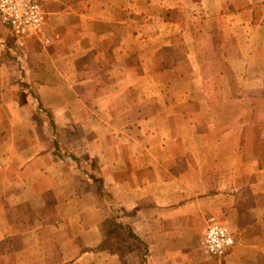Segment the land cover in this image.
<instances>
[{"label":"crops","instance_id":"0c3cea01","mask_svg":"<svg viewBox=\"0 0 264 264\" xmlns=\"http://www.w3.org/2000/svg\"><path fill=\"white\" fill-rule=\"evenodd\" d=\"M40 3L0 25V264H264V0Z\"/></svg>","mask_w":264,"mask_h":264},{"label":"built area","instance_id":"2783aa9c","mask_svg":"<svg viewBox=\"0 0 264 264\" xmlns=\"http://www.w3.org/2000/svg\"><path fill=\"white\" fill-rule=\"evenodd\" d=\"M43 20L40 0H0V25L7 27L16 40L38 36ZM233 245L234 239L227 229L210 218L200 242L202 252L222 257Z\"/></svg>","mask_w":264,"mask_h":264},{"label":"trees","instance_id":"16d2710c","mask_svg":"<svg viewBox=\"0 0 264 264\" xmlns=\"http://www.w3.org/2000/svg\"><path fill=\"white\" fill-rule=\"evenodd\" d=\"M105 227H106V232L108 233V232H110V233H113L114 231H116L117 230V228L118 229H120V230H122V229H124L122 226H115L113 223H111V222H106V224H105ZM129 236L131 237H134L133 235H131V233H129Z\"/></svg>","mask_w":264,"mask_h":264}]
</instances>
